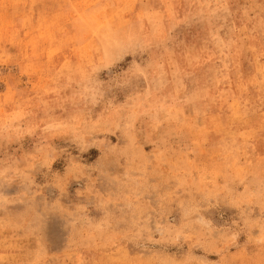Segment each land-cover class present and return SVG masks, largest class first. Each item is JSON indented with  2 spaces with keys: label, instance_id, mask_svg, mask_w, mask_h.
Masks as SVG:
<instances>
[{
  "label": "rangeland",
  "instance_id": "1",
  "mask_svg": "<svg viewBox=\"0 0 264 264\" xmlns=\"http://www.w3.org/2000/svg\"><path fill=\"white\" fill-rule=\"evenodd\" d=\"M0 264H264V0H0Z\"/></svg>",
  "mask_w": 264,
  "mask_h": 264
}]
</instances>
